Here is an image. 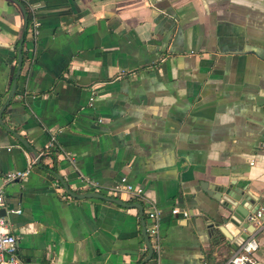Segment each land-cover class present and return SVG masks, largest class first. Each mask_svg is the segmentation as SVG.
Masks as SVG:
<instances>
[{
    "label": "crops",
    "instance_id": "obj_1",
    "mask_svg": "<svg viewBox=\"0 0 264 264\" xmlns=\"http://www.w3.org/2000/svg\"><path fill=\"white\" fill-rule=\"evenodd\" d=\"M19 1L32 17L1 116L0 209L23 264H225L238 243L215 229L228 211L200 183L232 182L264 207V0ZM23 26L0 0V107ZM56 174L140 202L151 243L146 201L112 188L121 175L143 186L160 250L143 248L139 208L74 197Z\"/></svg>",
    "mask_w": 264,
    "mask_h": 264
},
{
    "label": "built area",
    "instance_id": "obj_2",
    "mask_svg": "<svg viewBox=\"0 0 264 264\" xmlns=\"http://www.w3.org/2000/svg\"><path fill=\"white\" fill-rule=\"evenodd\" d=\"M39 22L37 19L33 20V32L37 33ZM101 119V118H100ZM26 169L9 170L5 173L7 180L22 178L28 173ZM87 187L100 190L99 185L94 180H83ZM115 193H126L129 198H138V200H145L147 204V219L149 220L148 232L153 240L151 246L153 250H160V235H159V211L155 205L145 197L143 186L136 184L128 179L126 175H121L119 180L112 186ZM4 204V197L0 191V207ZM172 212L188 216L187 209H180L178 206L172 207ZM264 216V207L259 206L255 211H249L245 218L246 221L252 224L253 229L247 230L245 227L246 235L239 243L235 251L227 258L225 264H257V259L254 253L259 247L257 234L262 227V219ZM147 249V244L143 245ZM16 236L10 231L5 217L0 211V264H23L20 256L18 255Z\"/></svg>",
    "mask_w": 264,
    "mask_h": 264
},
{
    "label": "water",
    "instance_id": "obj_3",
    "mask_svg": "<svg viewBox=\"0 0 264 264\" xmlns=\"http://www.w3.org/2000/svg\"><path fill=\"white\" fill-rule=\"evenodd\" d=\"M22 9V12L24 14V26H23V31L21 32V36L19 38V44H18V60H17V68H16V72H15V76L11 77L10 83H11V88H10V95L7 99V101L5 102V104H3L0 107V122L1 121V116L3 113V109L6 106V104L9 102L11 96L13 95L14 89H15V84H16V80H17V76L19 75L20 72V68L22 65V52H21V48H22V42H23V38H24V32L26 30L27 24H28V16L26 13V9L24 7V5L19 1V0H14ZM9 83V84H10ZM10 129V128H9ZM13 131V130H12ZM13 133H15L13 131ZM15 135L17 136L18 139H20L24 144H26L27 146H29L30 144L20 135H17L15 133ZM37 151H36V153ZM39 156L37 161H39ZM58 179L61 181V183L63 184L64 188L66 189V191L71 194L74 197H86V196H96V197H101V198H105L108 200H111L113 202H116L120 205L123 206H134L139 208V212H140V217H141V224H142V232L149 250V254L148 257H151L152 254V246L151 243L149 241V238L147 236V232L145 229V218H144V213H143V205L140 202H128L125 200H122L118 197H114V196H108L105 195L101 192L98 191H88V192H84V193H77L75 191H73L69 186L68 183L66 182V180H64V178L61 175L56 174ZM2 176L0 175V183L2 182ZM200 187H202L203 190H205L208 194L214 196L215 198H217L222 206L224 208H226V210L228 211L227 214H221V221L217 224V228L220 232H222L226 237H228L229 239H233L235 243H239L243 240V238L245 237V232L243 233L241 231V227H245L247 224V222L245 221V216L248 213V211H255L260 204H256L253 208H251L252 204H246L245 201L249 200L250 198H252L253 200H256L259 198V195H255L253 193H249L247 198H244V190L243 188H238V186L234 185L232 182L228 183V184H213V186H206L204 184V182L200 183ZM1 211V209H0ZM264 217V216H263ZM250 230L253 229L252 225H249Z\"/></svg>",
    "mask_w": 264,
    "mask_h": 264
},
{
    "label": "trees",
    "instance_id": "obj_4",
    "mask_svg": "<svg viewBox=\"0 0 264 264\" xmlns=\"http://www.w3.org/2000/svg\"><path fill=\"white\" fill-rule=\"evenodd\" d=\"M27 16H28V22L30 21V19H31V17H32V14H31V12L30 11H27ZM30 23V22H29ZM52 143V142H51ZM52 145H53V143H52ZM50 147V146H49ZM50 151H56V149H55V147L54 146H51V148H50Z\"/></svg>",
    "mask_w": 264,
    "mask_h": 264
}]
</instances>
